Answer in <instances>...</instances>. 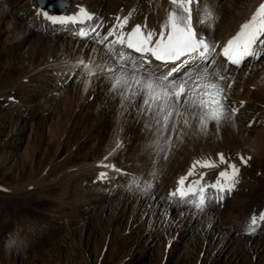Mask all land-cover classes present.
I'll return each mask as SVG.
<instances>
[{
	"label": "rangeland",
	"instance_id": "rangeland-1",
	"mask_svg": "<svg viewBox=\"0 0 264 264\" xmlns=\"http://www.w3.org/2000/svg\"><path fill=\"white\" fill-rule=\"evenodd\" d=\"M67 1L71 6L83 4L91 8V4L95 11L98 9L96 0ZM108 4L109 0H105L102 7ZM37 5L36 0H0V264H96L98 257V264L103 261L105 264H162L161 255L167 239L163 221L158 216L147 223L156 236L151 244L154 245L153 254L148 258L136 261L137 246L120 239L128 224L135 221L137 226L144 213L139 212L132 218L127 210L123 211L121 196L127 190L122 185L110 194L95 189L101 167L105 170L101 159L126 142L129 147L120 148L122 151L114 156L122 164L121 170L129 171L135 165H143L147 157H160L165 170H177L173 161L182 159L180 148L187 145L193 135L201 134L215 149L214 139L220 131L223 134L232 132L240 145L249 150L248 147L255 145L250 128L259 132V144L264 145V112L255 119L256 124L247 128L240 111L234 117L231 114L235 94H230V88L221 84L226 89L228 116L219 130L212 121L207 131L202 132L193 115L199 113V109L181 107L185 115L173 114L167 126H162L163 121L158 122V118L143 106V94L131 79L129 85L96 89L82 96L83 85H79L77 68L71 72L68 69L84 57V44L70 50L67 41L53 44L42 39L33 25V17L40 16L36 13ZM218 6L219 13L211 22L215 25L231 14L229 0H220ZM108 29L105 27L101 31ZM262 58L264 55L260 60ZM250 73L240 85H248L250 97H256L254 102L264 108V92L256 88L264 84V71ZM127 74L129 78L134 75L148 78L146 74L133 73L129 67ZM38 89L40 93L36 94ZM132 92L137 94L132 95ZM185 119L191 127L183 124ZM237 159L240 158L234 153L230 156L232 161ZM251 161V171L257 178L264 177V156L258 154ZM185 162L182 159L180 164ZM108 174V178L113 176L111 171ZM243 174L242 182L255 183L253 176ZM143 176L136 186L142 184L147 190L149 178ZM151 186L154 195H162V190ZM242 191L247 199V211L235 209L231 199L221 204L216 200L209 206L218 211L220 227L232 236L224 259L215 264H264V251L253 255V262V250L246 252L249 216L253 215L254 205H259L260 198H250L245 189ZM102 196L113 200L110 203L113 208L122 209L124 216L119 222H112L111 215L104 214L101 219L100 206L109 199ZM260 227L259 232L264 233V223ZM190 244L191 241L186 242V247L178 248L174 254L166 249L164 263L170 254L168 264H193L192 258L197 257L201 244L195 249L194 243L192 247ZM142 246L147 244L143 242ZM108 248H112V254L105 261L103 255L106 257ZM239 251L243 255L237 262L233 256L240 254ZM200 257L203 258L204 253Z\"/></svg>",
	"mask_w": 264,
	"mask_h": 264
},
{
	"label": "bare ground",
	"instance_id": "bare-ground-1",
	"mask_svg": "<svg viewBox=\"0 0 264 264\" xmlns=\"http://www.w3.org/2000/svg\"><path fill=\"white\" fill-rule=\"evenodd\" d=\"M103 1L105 0H96L95 3L96 8H98L97 11L94 10L91 4V8H88L89 6L87 7L83 4L71 6L70 3L69 8L63 15H57L53 12L47 11L50 15L72 16L78 13L79 7H84L88 12L93 14V19L84 24H52L46 20L43 15H40L39 17H33L35 18L33 19L34 28L38 29V31L42 34V39L45 41L52 42L53 44H58L61 40L67 41V45L70 50H75V48L79 49L81 48L80 46L84 44L82 54L84 57L81 60L76 61L74 67L68 69V71L71 72L77 68V76H80L78 80L79 85H83L84 93L82 96L86 95L87 92L90 93L92 90L111 88V86H113L114 81L111 79V77L114 74L107 71H101L102 68H106L108 66L116 67V76L117 72L120 71L116 60L108 53L106 45L97 43V40L104 36L108 30L113 28V26L117 23V17L128 16L129 12L135 9L131 15L128 25H126L123 29L125 32L129 31L135 24L143 23L145 17H147V22L150 27L159 30L160 25L166 20L169 9L172 7L169 3V0H147L144 2L142 0H109V4L103 8ZM219 2L220 0H200L199 8H197L196 5H193L192 15L193 23L198 34L203 35L209 41H213L217 45H223L231 36L235 35L241 24L251 17L262 0H229V10L231 11V14L229 16H224L220 23L215 25L211 22L209 24L197 22V12H202L205 7L214 11L215 15L216 13H219ZM38 10L40 9L37 7L36 13ZM235 13L236 15H234ZM105 27L109 29L107 31H101ZM80 31L86 32L87 35H77V33ZM125 51L126 54L131 53L133 56L140 58V54L134 53L132 50L126 49ZM220 52V47H217L216 52L212 53L208 59H202L199 57H185L172 65L159 64L154 58L146 56L143 59H145V61L150 60L151 63H146L144 68H142L139 73L148 75V73L151 72L153 74V79H155L157 76H162L165 74L179 79L188 73H197L207 67L209 73L208 78L211 80L216 79L215 73H220L225 77V79L223 81H219V83L224 84V86L227 88H230V94H235L232 106L240 109V118L243 123L247 124V128H249L255 123L254 121L261 114L260 112H264V108H262L261 104H256L254 102L256 97H250L248 85L240 84L243 83L247 77H249L248 74H252L250 72L253 71L257 73V70L264 71V58L260 60V58L256 59L253 57H248L240 66H237L228 62L227 59L220 54ZM80 61H83L84 63L82 64ZM65 66L67 65H64V67ZM89 66L92 67L95 74H88ZM128 67L131 69L130 65ZM65 82L66 81H64V83ZM64 83H62L61 86H64ZM192 83L193 81L189 80L186 86L188 87ZM228 85L231 86L228 87ZM256 88H258L259 92H264V84H260V86ZM252 89L254 90V88ZM53 92L54 91L51 90V93ZM35 93L39 94V89L35 90ZM241 102H243V105H241ZM250 130L254 133L253 141L255 145L248 147L249 150H246V147L243 148V144L240 145L238 137L235 134L233 135L232 132H227L225 134H223L221 131L218 132L217 138L214 139L213 146L215 149L209 145V142L204 139L201 134L193 135L194 137L189 141V143L180 148V152L183 155L182 159H185L186 162L181 165L180 163L182 159H175L173 161V167L177 166V170H165L164 166L162 167L163 163L161 162L162 159L160 157H154L152 159L147 157V163H144L140 166L135 165L129 168V171H127L128 169L121 170L123 168L122 164H119L114 159V156L115 154L118 156L120 151L129 147V144L126 142L122 143L121 145H117L110 155L101 159L103 164L110 166L104 168L108 171L102 170V167L100 169L102 172L99 170L100 177L98 176L97 179H95L96 177L94 178L96 183L95 189L98 191H103L106 194H110L113 191L118 190L120 188L119 185H122L121 187L127 190L126 193L121 196V201L124 207L123 211L127 210V213H130L132 218L137 216L139 212L144 213L141 217V220L137 223L138 225L135 226V221H133L130 225L128 224V227L120 238L123 242H127L128 244L131 242L133 246H137L138 250L136 253L138 252L137 255L139 256H136V261L144 260L153 254L154 245L151 244H153L156 236L153 235L152 228L150 226L147 227V223L154 221L157 216L163 221V232L167 239V245L164 248L163 255H161L162 264H168L171 258L169 254L167 261L164 263L166 259V249L170 250V253L174 254V251L178 248L182 249L183 247H186V242L188 241H191V244L194 243V249L197 247V245L201 244V248L197 257L193 256L192 258L195 260L193 261V264H215L222 258L224 259V251L227 247V244L231 242L232 236L220 227L221 224H219V213L218 211L216 212V209H213L212 207L214 202L218 200V197L221 195L223 196L222 200H218L221 201L220 204L223 200V202H225L227 199H231L233 201L232 206L235 209L247 211V199L245 195L242 194V190L245 189V191L248 192L245 194H248L250 198L253 196L254 198H260V203L256 201L259 203V205L254 202L255 205L253 208V213L255 212L258 215L261 209L264 210V177L257 178L256 174L251 171V159L248 160L247 164H243L240 159H237V162L230 160V156H232L233 153L234 155H238L239 158L241 156L245 158H252L253 156H258V154L264 156V145L259 144L260 142L258 141L260 138L259 132H255V130L251 128ZM218 153H223L225 157H227L231 162L236 163L240 169L238 177L239 183L230 193H217L215 190L209 189L207 194L208 199L205 206L203 207V210L195 207V205L191 202L193 199H195L193 197H189L186 200H181L179 196L171 195V193L176 190L178 178L188 171L194 160L204 158L217 159ZM225 167L226 165H220L219 168L215 169L198 168L197 172L199 173L206 171L207 176L204 177V180L206 183H211L216 179L218 172L223 170ZM90 168L91 167H88L87 169ZM131 169L132 171H130ZM183 169L186 171H182ZM109 171H111V173L113 172V176H111V178H108ZM243 172H245L247 175L253 176L254 180L256 179L258 181L255 180V183L250 181V183L245 184L246 182H242V175H244ZM102 173L104 174L103 176L101 175ZM143 175H146L149 178V181H146V183L150 185L147 190L143 188L142 184L136 186V184L140 182L141 178L144 177ZM197 178L198 176H193L190 177L189 180H194ZM151 185H153L154 188L157 186L156 189L158 188V190H162V195H154ZM150 192H152V194ZM102 197L109 198L105 196ZM111 201L113 202V200L109 198L107 199V203L105 205L102 204L100 206L102 208L100 214L101 219L103 218L102 215L105 214L112 216V222H119V220H121L124 216L123 211L117 207L113 208V205H110ZM163 203H167V205L163 206ZM211 203L212 208L209 207ZM250 218L251 216H249V220ZM258 228L260 229L255 231L256 233L261 230L260 225ZM127 232H129V234ZM91 233L93 235L92 231L90 234ZM261 233L262 232H259L258 235L249 233L247 235L248 244L246 246H248V248L246 247V252L250 253L251 250H253L254 254L251 253L252 262L256 254L264 251V233ZM143 242H145L147 246L143 247ZM108 249L109 250L106 254V257L103 255V260L106 258L105 261L109 259V254H112V248ZM186 250L184 252H187ZM202 253H204L203 258L200 257V254ZM239 253L240 254L233 256L237 262L241 259L240 256L243 255L240 251ZM188 254H190V252H188ZM184 255L185 253L183 256ZM100 256H102V254ZM98 258L96 260V264H98L100 261V257ZM102 263L105 264L104 261Z\"/></svg>",
	"mask_w": 264,
	"mask_h": 264
},
{
	"label": "snow or ice",
	"instance_id": "snow-or-ice-1",
	"mask_svg": "<svg viewBox=\"0 0 264 264\" xmlns=\"http://www.w3.org/2000/svg\"><path fill=\"white\" fill-rule=\"evenodd\" d=\"M169 3L172 7L159 30L150 27L147 17H145L143 23L135 24L125 32L123 29L128 25L135 9L130 11L128 16L117 17V23L104 36L100 37L97 43L106 45L108 53L116 60L121 71L118 76L115 75L116 67L108 66L102 68L101 71L114 74L111 77L114 81V88L129 85L131 79V83L137 86L143 94V106L158 118V122L163 121L162 126H167L173 114L177 117L184 116L185 113L181 111V107H184L185 109L200 110L199 113L193 114L199 121L200 131L206 132L209 122L212 121L215 122L217 130H219L221 122L228 116L226 89L219 83L225 79L223 75L215 73L216 82H213L208 78V69L205 67L200 72L188 73L179 79L170 77L168 74L153 79L151 72L148 73L147 79L141 75L129 78L128 66H131L130 70L133 73H139L146 63H151L150 60L143 59L146 56L164 62H173L185 57L208 59L212 53L216 52L217 47L221 49L220 54L233 65L240 66L248 57L259 59L261 55H264V0L251 17L241 24L235 35L231 36L223 45L209 41L196 31L192 15L193 5L199 8L200 0H169ZM37 14L43 15L52 24H84L93 19V14L84 7H79L78 13L72 16L50 15L43 9L38 10ZM197 16V22L205 24L214 22L216 19L214 11L207 7L203 9L202 14L198 11ZM77 35L86 36L87 33L80 31ZM126 49L140 54V58L131 53L126 54ZM80 63L84 62L80 61ZM88 74H95L90 66ZM189 80H192L193 83L186 87ZM230 86L228 85V87ZM127 90L131 91V88ZM136 94V92H132V95ZM230 111L234 117L240 109L232 107ZM183 124L186 127H191L188 119L183 120ZM171 130L174 131L175 128L173 127ZM250 159L251 157H240L243 164H247ZM220 165H226V167L218 172L216 179L211 183H206L204 180V177L207 176L206 171L197 172L198 168L215 169ZM103 166L109 167L110 165ZM239 172L237 164L231 162L223 153H218L217 159L194 160L188 171L178 178L176 190L171 195L179 196L181 200L193 197L195 199L191 202L195 207L203 210L208 199V190L213 189L217 193H230L239 183ZM193 176H198V178L189 180ZM222 199V195L218 197V200ZM261 223H264V210H261L258 215L253 213L248 232L254 233Z\"/></svg>",
	"mask_w": 264,
	"mask_h": 264
},
{
	"label": "water",
	"instance_id": "water-1",
	"mask_svg": "<svg viewBox=\"0 0 264 264\" xmlns=\"http://www.w3.org/2000/svg\"><path fill=\"white\" fill-rule=\"evenodd\" d=\"M40 9L63 15L70 4L67 0H36Z\"/></svg>",
	"mask_w": 264,
	"mask_h": 264
}]
</instances>
